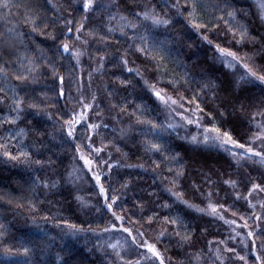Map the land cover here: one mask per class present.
I'll return each instance as SVG.
<instances>
[{"label":"snow or ice","instance_id":"obj_1","mask_svg":"<svg viewBox=\"0 0 264 264\" xmlns=\"http://www.w3.org/2000/svg\"><path fill=\"white\" fill-rule=\"evenodd\" d=\"M7 7L9 0H0V8ZM254 7L264 17V0H254ZM245 15L240 0H44L25 15L23 22L29 26L28 32L9 29L7 34L0 33V160L27 173L14 181V191H0V207H26L33 213L31 222L37 224L34 213L46 210L44 202L36 200L37 191L47 198L49 193L56 195L69 186L68 195L77 208L95 209L103 221V226L85 227L87 221L76 223L59 208L54 215L39 216L41 221H54L60 229L57 235L62 247L52 264H88L87 257L76 247L81 238L85 242L90 238L97 241L86 249L96 256L92 264H264V63H257L253 52L241 55L235 50V46L258 38ZM221 25L230 33V40L212 38ZM178 29L186 38L194 33L223 67H239L242 74H234L224 85L213 75H207L191 94L180 91L188 86V81L168 66L173 40L160 38L162 33L179 36ZM116 33L127 38V47L115 37ZM259 39L264 48V36ZM48 41L52 43L45 47ZM225 42L229 46H224ZM192 56L199 61L196 53ZM132 57L143 58L144 62L137 64ZM13 64L17 67L9 66ZM94 73L109 79L101 88L91 91ZM45 77H50V83L37 91L35 85ZM134 82L140 85L143 95L129 102L125 96H119V90L135 89ZM164 82L166 86L161 87ZM248 85L257 91L253 92ZM209 95L212 104L202 99ZM62 99L74 106L60 107ZM158 110L166 113L163 122L157 118ZM153 112L157 116H152ZM106 114L110 117L108 122L103 119ZM175 117L185 126L198 129L183 138L189 146L226 154L230 171H221L208 161L188 158L189 148H181L159 135L162 129L174 130L179 126ZM113 122L123 125L118 129L119 140L134 141V146L149 157L152 175L168 181L163 190L172 203L161 200L155 205L167 210V214L151 211L150 205L155 202L150 198L154 193H148V199L134 200L129 208L122 197L132 186V179H118L119 187L112 183L116 169L148 170V161L121 163L129 159V153L115 139L101 133ZM48 124L51 130L46 127ZM56 135L62 144L70 146L72 159L82 161V166L74 164L71 170L60 174L59 158L53 159L55 154L45 157V142L54 140ZM110 146L120 154L119 159H113L110 151L108 159H102ZM194 165L198 166L200 183L193 180L191 188L200 203L176 190ZM85 169L90 174V196L97 197L96 204L80 195L78 185L85 179L81 175ZM163 170L169 175L163 176ZM173 205L177 207L174 209ZM146 209L151 214L145 215ZM229 212L233 218H226ZM235 217L242 221L239 227L246 232L237 230ZM215 221L228 225L230 235L220 238L213 233L210 227ZM141 228L155 232V242L144 239ZM117 234L120 238L113 239ZM7 235L6 226L0 223L2 255L23 256L25 259L16 264H29L32 247L22 241L9 246L5 243ZM103 235L108 239L102 240ZM238 237L239 250L230 246ZM49 239L55 241V237ZM165 241L168 244L161 250L159 245ZM169 247L181 250L178 255L184 259L167 256Z\"/></svg>","mask_w":264,"mask_h":264},{"label":"trees","instance_id":"obj_2","mask_svg":"<svg viewBox=\"0 0 264 264\" xmlns=\"http://www.w3.org/2000/svg\"><path fill=\"white\" fill-rule=\"evenodd\" d=\"M44 0H9V7L7 8H0V33L7 34L9 29H14L19 32H28L29 26L24 24V17L26 14L29 13L31 9L35 7L38 3H43ZM131 7V4H129V8ZM113 12L116 11V9H112ZM121 11L124 12L125 15H129L128 11H125L124 8H121ZM51 15V13H49ZM215 15V14H210ZM99 19V17L97 18ZM106 20V17H105ZM115 23V22H113ZM132 35V31L129 30L128 36ZM115 37L117 39L121 40V43L123 44V47H127V38L120 37L119 33L115 34ZM39 40L43 41V37L38 38ZM213 39L215 37L213 36ZM138 42V41H137ZM27 43V41H25ZM51 41H48L44 46L49 47L51 45ZM224 46H229L226 42ZM96 47L95 43H92V49ZM235 50L239 51L241 55H243L244 52H251V45L246 44L244 46H235ZM24 49L21 48V52H23ZM205 52H207L209 55H214L213 51L211 49H205ZM31 55V51L28 53ZM51 55V53H49ZM7 58V57H5ZM86 61V67L87 63V57L84 58ZM132 59L136 60L135 57H132ZM257 63H264V57H256L255 58ZM2 62V61H0ZM143 58L140 60H136L137 64L143 63ZM220 63V62H219ZM10 67H17V65H9ZM95 65L93 64V67ZM170 69H172V65H168ZM178 71V70H177ZM243 69H240L237 67L234 70H229L220 63V69L215 74L216 76H219L221 79L225 80V84H228L233 77V74H242ZM130 78V77H129ZM86 79V78H85ZM109 77L107 76H101L100 74L94 73V82L92 84L91 91H96L98 88H101V85L108 80ZM50 83V77H45L41 80V82L37 85H35L37 91L41 90L45 87V85ZM135 89L128 88L125 90H119V96H125L129 102L136 99V97L143 95V92L141 91L140 85L138 83H135ZM166 82L161 84V87H165ZM248 88H251L250 86H246ZM191 86H186L180 88V91L186 92V94H191L192 92ZM253 92H256L257 90L254 88H251ZM88 90L86 89V92ZM132 93V94H129ZM73 95H75V90L73 89ZM119 96L116 98L117 102H119ZM144 99L148 101L149 104L152 103L151 100H148L147 96H144ZM106 101H101V103H105ZM136 102H139L137 99ZM65 104H67L69 107L74 106L72 102L61 100L60 107H63ZM131 110V109H130ZM159 111V110H158ZM107 115V114H106ZM105 115V116H106ZM152 116H157L156 112L151 113ZM158 120L163 121L166 119V113L163 111H159ZM125 118V123H126ZM113 126H110L108 129H101V133L105 134L108 139H115L116 143H118L123 151H126L129 153V159L127 161L121 160V163H136L139 161H148L147 164V172L143 169H126V168H120L116 169V171L113 174L112 183L116 185V187H119V184L117 183L118 179L123 178H130L133 181L132 186L128 189L126 195L122 197V200L128 206L131 208L132 202L136 199H139L141 197H144L145 199H148V193H154V195L150 198L152 201H154V204L150 205L151 211H159L161 215L167 214V210L164 209H157L155 207L156 204H159L161 200H166L170 204L172 203V199L169 197V194L165 192L163 189L165 186H168V181L161 179L159 175L153 176L152 175V169H151V162L149 160V157L147 155H144L142 150L139 149L138 146H134V141L127 140L124 142H121L119 140V127L123 126L122 124H115V122L112 123ZM23 126V125H21ZM46 127L51 130V125L48 124ZM113 127L116 128V131H113ZM189 130L194 133L196 128L194 126H189ZM0 135H3V130L0 129ZM137 138H139L138 133ZM99 140V138H97ZM48 145V148L51 149V151H44L45 157L47 156H53V153L55 155L53 156V159H57V165H58V172L60 174H63L66 170H70L72 168V165L74 164V161L72 159L73 153L71 151V148L69 145L62 144L60 142V136L56 135V138L54 140L46 141L45 142ZM99 144V143H98ZM112 151L113 159H119L120 154L115 152L114 148L111 146L108 148ZM153 159H158V157H152ZM191 159H194L196 161H208L209 164L213 165L215 168L228 172L230 169L227 167L226 161L228 160V157L226 154H223L218 151H207V150H201L195 153L189 152V157ZM249 171L252 173V175H256V172L252 169H249ZM27 175L23 171L22 168L13 167L9 164H2L0 165V191H14L17 187L15 184V180L20 178V175ZM40 174V173H37ZM90 174H87L85 176V179L79 183L78 187L80 190V195L84 196L86 199H92L93 204H96L97 197L95 195H91L92 192V185L89 182ZM166 170H163V176H168ZM195 180L197 183H200V176L198 172V166L194 165L193 168L189 171L188 176L185 178H182L180 182L177 185L176 190L182 191L186 193V198H191L196 203H200V200L197 198V194H195L191 188L192 181ZM155 181V182H154ZM107 186V182H106ZM68 187L65 186V188L56 195H53L49 193L47 195V198L45 195L40 192L39 190L35 194L37 201H43L44 208L46 209L43 212L34 213V215L37 216V224H33L31 222V217L33 213H29L27 211V208L23 209H17L12 208L10 206H3L0 207V223L4 224L7 229V238H5V243L11 246L12 244H15L17 241L24 242L27 246L32 247V255L28 257L29 264H52V261L54 260L55 253L60 251V248L62 247V243L60 240V237L57 235L60 231V229H57L53 226V224L50 221H41L39 220V216L41 215H48L51 216L54 213L57 212L58 208L60 211L64 213V215L71 216L73 221L76 223H83L84 221H87L85 223V227H87L88 224H91L93 227H95L97 224H100L103 226V221L100 219V213H97L95 209H92L90 212H87L85 214H81L79 211H77V204L76 202L68 195ZM202 190H205V186L202 185ZM18 194V193H17ZM224 193L221 192V196H223ZM47 200H51L52 204H48ZM203 206V205H202ZM97 207L99 205L97 204ZM174 209L177 207L176 205H173ZM50 209V211H48ZM241 212H244L243 209H241ZM151 214L150 211L146 209L145 215ZM228 214H231L230 212ZM247 215V213H245ZM107 217H105L106 219ZM235 219L239 222H242L239 220V217H235ZM209 221H211V218H208ZM119 223V222H117ZM251 223V221H249ZM126 226H132V225H126ZM135 227L139 228L140 225H135ZM156 227V225H154ZM210 230L215 233L220 238H226L230 235L229 226L224 224L222 221H215L211 223ZM141 231L145 232V236L150 238L153 242H155V232H153L151 229H145L141 228ZM42 233H47V236L42 235ZM90 235V234H89ZM55 237V241L52 242L49 238ZM102 238L107 239V235H103ZM240 239V238H239ZM238 239V240H239ZM31 241V244L28 242ZM95 242V238L87 239V242H85V239L81 238L78 244H76V247L81 250V252L84 253L85 257H87L88 264H92L94 260H96L95 255H90L87 253L86 249L91 246L92 243ZM52 243L51 247H48L47 244ZM174 243V240L172 241ZM168 244V241H165L164 244L159 245L161 247V250H163L164 246ZM230 246H236L239 250L240 245L237 244L236 241H231ZM3 248L0 246V264H16L17 261H23L25 257H4L2 255ZM181 250L175 248V247H169L168 252L166 253L167 256H170L173 258V260L176 259H184L182 255H178V253ZM247 250H245L246 252Z\"/></svg>","mask_w":264,"mask_h":264},{"label":"clouds","instance_id":"obj_3","mask_svg":"<svg viewBox=\"0 0 264 264\" xmlns=\"http://www.w3.org/2000/svg\"><path fill=\"white\" fill-rule=\"evenodd\" d=\"M240 5L245 9V20L248 22L252 33L258 37L256 40L248 42V44L251 45V52L255 53V58L264 57V48L261 47L262 42L259 39L260 36H264V17H261L258 13V10L254 7V0H240ZM178 31H180L179 36L172 33H162L160 35V38L170 37L173 40V43L169 45V55L167 57L168 63L173 66L172 70L185 75L188 81V86H191L193 90L198 88L202 78L206 77L207 75H213L219 82H221L222 85H224L225 80L215 75L220 69V63L215 59L214 55H209L207 52H205V49L207 48L205 42L200 41L199 37L194 33L191 34L190 38H186L182 30L178 29ZM214 37L220 41H228L231 39L230 33H228L227 29L223 25H221L220 30L214 35ZM192 53H196V55L199 57L198 62L196 58L192 56ZM248 86L253 87L252 85ZM202 99H204L209 104L214 102L210 95L204 96ZM175 122L179 125L176 129H162L159 135H161L166 141L170 140L172 143L179 145L181 148H189V152L191 153L193 151H201L189 146L183 139L184 137L193 134L189 128L185 126L180 120H175ZM46 149L51 151L47 144ZM2 164L5 163L4 161L0 160V165ZM77 211L83 215L87 212H90L91 210L81 211L77 208ZM50 222L55 228H57L54 221ZM101 239L107 240L108 238ZM96 243L97 241L95 240V242L92 243L89 248H92Z\"/></svg>","mask_w":264,"mask_h":264},{"label":"rangeland","instance_id":"obj_4","mask_svg":"<svg viewBox=\"0 0 264 264\" xmlns=\"http://www.w3.org/2000/svg\"><path fill=\"white\" fill-rule=\"evenodd\" d=\"M104 2H107V0H104ZM104 120H105V122H108V120L110 119V117L108 116V115H106V116H104V118H103ZM175 120H177V121H179L180 120V118L179 117H175ZM110 126H113V124H111ZM189 127V126H188ZM195 127V126H194ZM196 128V127H195ZM198 131V129L196 128V130H195V132L194 133H196ZM97 146H99V144L97 143ZM112 152L110 149H106V151H105V154H103V156H102V159H108V157H107V152ZM112 158H113V154H112ZM110 163H111V161H109ZM74 164H76V165H78V166H82L83 165V162L82 161H79L78 159L74 162ZM73 164V165H74ZM72 165V166H73ZM94 168H95V165L93 166ZM101 168H103L104 166L103 165H101L100 166ZM71 170V169H70ZM106 171V170H105ZM81 175H84V176H86L87 175V170L85 169L84 170V172H82L81 173ZM80 183V182H79ZM258 210V209H257ZM226 218H233V217H231V214H228L227 213V216H226ZM242 224V222H239V221H237V225H236V227H237V230L238 231H242V232H246L247 230L246 229H241L240 227H239V225H241ZM117 238H120L119 237V234H117L116 236H114L113 237V239H117ZM138 239H140V237H138ZM144 239H147V240H149V241H151V242H153L150 238H148V237H144ZM239 239V237L237 238V244H239L238 243V240Z\"/></svg>","mask_w":264,"mask_h":264}]
</instances>
